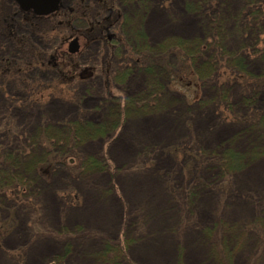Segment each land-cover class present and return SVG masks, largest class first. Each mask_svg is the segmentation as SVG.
<instances>
[{
	"label": "rangeland",
	"instance_id": "1",
	"mask_svg": "<svg viewBox=\"0 0 264 264\" xmlns=\"http://www.w3.org/2000/svg\"><path fill=\"white\" fill-rule=\"evenodd\" d=\"M72 1L62 0V6ZM144 1L142 9L135 2L121 3V8L146 42L156 44L171 36L202 37L199 16L185 10L183 0ZM85 4L79 9L80 18L72 24L62 14L37 21L42 30L54 31L49 41L31 34L19 45L0 32V57L22 56L20 60L27 59L32 48H44L46 55L59 45L66 51L73 31L80 32L84 39L79 40L75 58L85 68L78 81L68 86L72 90L59 95L55 89L54 95L31 105L24 102V85L34 81L28 88L33 92L35 80L39 88L47 87L58 74L34 67L23 76V84V80L0 77V170L10 164L3 162L6 155L30 147L40 134L54 136V131L42 132L41 127L104 121L112 126L116 100L111 97H120L121 109L126 98H134L144 87L143 75L133 67V74L125 76L124 61L112 57L113 52L97 39V5L92 0ZM234 6L225 5V9L231 14ZM230 26H225L227 32ZM110 55L113 67L106 72L101 65ZM67 62H62L60 70L66 77H75ZM95 63L101 65L94 68ZM245 66L256 74L262 63L246 61ZM211 88L206 85V92L197 101L190 97L178 100L183 95L160 92L154 108L134 104L126 109L125 117L119 114L123 119L120 128L80 140V154L100 158L104 153L113 170H88L82 178L72 176L78 166L75 155L70 157L71 164L57 169L50 180L37 181V186L28 184L17 195L12 194L13 189L10 193V188L4 191L0 182V264H176L180 259L183 264H219L214 255L219 258L222 254L226 259L221 243L234 251L231 264H264V239L260 238L264 235L257 231L255 220L264 208V149L232 170L216 171L217 163L207 161L202 171H195L194 180L189 177V168H197V164L191 154L179 151L182 147L188 153L207 154L231 148L245 155L257 139L244 124L223 119L218 103L212 102L218 96ZM236 89L229 91V113L240 117L251 108L263 107L264 94L246 105ZM105 99L108 105L112 102L110 107ZM148 111L155 114L148 116ZM89 131L84 128L79 133L87 136ZM121 137L125 151L117 145ZM167 147L174 150L166 152ZM91 210L96 223L81 216ZM228 224L233 229L229 241L225 237ZM209 241L214 242L217 254L208 250Z\"/></svg>",
	"mask_w": 264,
	"mask_h": 264
},
{
	"label": "trees",
	"instance_id": "2",
	"mask_svg": "<svg viewBox=\"0 0 264 264\" xmlns=\"http://www.w3.org/2000/svg\"><path fill=\"white\" fill-rule=\"evenodd\" d=\"M86 1L88 0H73V4L66 7L61 6L50 15L36 16L29 11H20L13 0H0V32L7 39L19 45L27 41L28 36L31 34L41 41H49L50 38L54 37V31L42 30L37 21L51 15L62 14V17H65L64 19L69 24H72L80 18L79 9L86 5ZM92 1L97 5L98 9V14L94 16L100 29L96 31L98 34L97 39L103 43L107 51L113 52L112 57L115 56L114 58L117 61H124L123 65L127 68V70L123 71L125 76L134 70L133 67L143 75L144 87L141 88L134 98H126L124 105H122L124 108L121 107V109L120 97H111L116 100V103L113 102L116 106L113 107L115 120L112 126L109 125V121H104L96 125H87L86 122L85 124L73 122L71 124L61 123L60 125H54L51 129L41 127L40 130H43L42 132L54 131L52 133L54 136H42L40 134L36 142L30 146L31 148L24 146L20 150L18 149L16 155L3 157V162H10L9 166L6 165L5 169L0 170V182L4 191H6L5 188H10L9 192L12 193L11 189H13L12 194L17 195L18 192L22 193L23 189L30 186L28 184L35 183L32 186H37V181L50 180L57 169L71 164L70 157H75V155L78 166L72 173L67 171L69 176L71 173L72 176L82 178L88 170L99 171L106 170V168L113 170V166H109V161L106 160L104 153L101 154L100 158L80 154L77 148L80 140L90 136L89 134L103 133L109 128H112V131L120 128L123 119L122 117L118 118L119 114L125 117L126 109L134 106V104H137V107L145 105L148 108H154L160 92H165L170 96L174 93L183 95V97L179 96L178 100L190 97L197 101L204 95L206 85L209 84L213 88H211L213 94L218 96V99H213L212 102L218 103V110L225 114L223 119L231 118L244 124L245 130L255 133V138L257 139L251 149L246 151L245 155L231 148L218 152L214 150L207 154L199 151L188 153L185 148H179L181 154H191L194 164L198 166L197 168L194 166L189 168V177L194 180L195 171H202V168L207 165V161L212 162L213 160L217 163L216 171L232 170L241 165L246 159L254 156L257 150L262 151L264 149V104L262 108L254 109L250 107L249 112L240 117L229 113L226 108L231 89L237 88L236 90L238 91L236 93L238 98H240L239 100L246 105H251V102L259 94H264V0H232L231 2L229 0H183V8L199 16L200 27H202L200 36L202 37L200 39H191L171 36L156 44L146 42L145 36L138 30V26L132 25L133 21L121 8V3L135 2L136 6L142 9L145 6L144 0ZM225 5H230V8L235 5L232 10L234 12L230 14L225 9ZM62 8L65 11H61ZM7 10H9L7 13L4 12ZM16 15L20 19H17ZM229 23H231L230 32H227L225 26ZM73 33L78 35L79 40L84 39L82 33L75 30ZM231 40H234L233 44H230ZM61 49V45H59L57 49L46 55V49L39 48L34 50L32 48L29 49L31 56L27 52L28 58L24 60H20L22 56H14L12 59H8L7 56H1L0 77L5 81L16 82L17 80H23V76L34 67L58 74L54 84H47V87L40 88L35 80L36 76H33V80L36 83L34 84L35 90L29 92L28 89L33 85L34 81L24 85L26 88L24 90H27L24 99L26 105L41 103V100L46 96L54 95L55 89H59V95L69 89L72 90L68 86L78 81L85 68H81L75 58L78 55L77 53L70 54ZM110 59L111 55L107 62L103 65L99 64L104 67L106 72L109 67H113ZM65 61L70 64L67 69H71L75 77H66V73H62L60 70L62 62ZM246 61L262 63V67H260L258 73H252L245 66ZM99 65L95 63L94 68L99 67ZM23 82L25 81L23 80L22 84ZM156 88H158V91H156ZM41 97L42 99H40ZM104 102L106 103L107 99ZM106 104L107 107L111 106L108 103ZM105 106V104L102 105L103 108ZM122 109L123 111L121 112ZM109 114H112L111 111L106 115L108 118ZM152 114L155 113H150L149 111L146 113L148 116H152ZM84 128L90 130L87 136L79 133ZM169 148L165 149L167 150L166 152L170 153L174 150ZM72 152L74 155L70 154ZM210 153L213 156L209 155ZM29 181L32 182L28 183ZM195 183L197 184L198 181L196 180ZM227 186L229 187V184ZM255 220L257 221V231H261L264 235V208L260 211V217ZM225 230V237L229 241L233 229L228 224ZM212 237L211 235V240ZM260 238L261 240L264 239V237ZM221 246H223V249L225 248L226 259L224 260L221 254L219 258L214 255L216 257L215 260L219 264H231L234 252L232 247L223 243H221ZM240 246L237 248H240ZM208 250L212 251L211 254H217V248L213 241H209ZM180 260L176 264H183ZM224 261L226 263H223Z\"/></svg>",
	"mask_w": 264,
	"mask_h": 264
},
{
	"label": "water",
	"instance_id": "3",
	"mask_svg": "<svg viewBox=\"0 0 264 264\" xmlns=\"http://www.w3.org/2000/svg\"><path fill=\"white\" fill-rule=\"evenodd\" d=\"M19 9L22 11H32L36 15H47L56 11L61 0H14ZM79 48V42L77 36L71 38L67 43V51L69 53H74ZM53 264V263H51Z\"/></svg>",
	"mask_w": 264,
	"mask_h": 264
},
{
	"label": "bare ground",
	"instance_id": "4",
	"mask_svg": "<svg viewBox=\"0 0 264 264\" xmlns=\"http://www.w3.org/2000/svg\"><path fill=\"white\" fill-rule=\"evenodd\" d=\"M122 151H125L126 149H125V146H123V148L121 149ZM121 151V152H122ZM48 196V195H47ZM91 211H93V210H91ZM95 211H93V212H91V213H87V211H85V212H82V215L81 216H83L84 215V217H86V218H88V220H91V221H95L94 223H96V219L94 218V215H93V213H94ZM92 214V215H91ZM92 223V222H91Z\"/></svg>",
	"mask_w": 264,
	"mask_h": 264
},
{
	"label": "crops",
	"instance_id": "5",
	"mask_svg": "<svg viewBox=\"0 0 264 264\" xmlns=\"http://www.w3.org/2000/svg\"><path fill=\"white\" fill-rule=\"evenodd\" d=\"M121 142H122V137L117 142L118 143L117 145L122 149V147L125 146V144H122Z\"/></svg>",
	"mask_w": 264,
	"mask_h": 264
}]
</instances>
